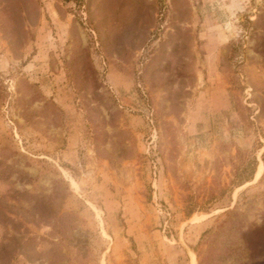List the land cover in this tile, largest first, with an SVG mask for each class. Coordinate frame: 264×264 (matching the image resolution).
Listing matches in <instances>:
<instances>
[{
	"label": "rangeland",
	"instance_id": "obj_1",
	"mask_svg": "<svg viewBox=\"0 0 264 264\" xmlns=\"http://www.w3.org/2000/svg\"><path fill=\"white\" fill-rule=\"evenodd\" d=\"M0 264H264V0H0Z\"/></svg>",
	"mask_w": 264,
	"mask_h": 264
}]
</instances>
